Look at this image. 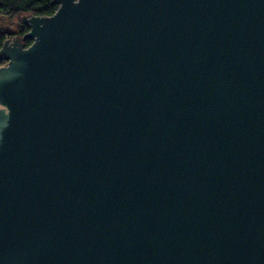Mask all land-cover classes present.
Returning a JSON list of instances; mask_svg holds the SVG:
<instances>
[{
  "label": "water",
  "instance_id": "95a60500",
  "mask_svg": "<svg viewBox=\"0 0 264 264\" xmlns=\"http://www.w3.org/2000/svg\"><path fill=\"white\" fill-rule=\"evenodd\" d=\"M53 3L0 48V264H264V0Z\"/></svg>",
  "mask_w": 264,
  "mask_h": 264
},
{
  "label": "trees",
  "instance_id": "16d2710c",
  "mask_svg": "<svg viewBox=\"0 0 264 264\" xmlns=\"http://www.w3.org/2000/svg\"><path fill=\"white\" fill-rule=\"evenodd\" d=\"M58 9V5L53 0H0V18L2 17H21L22 15L51 16ZM28 31V27L20 21L16 31L7 29L0 31V48L6 38L14 35H23ZM26 46L31 44L30 40L25 41ZM5 62L0 60V67Z\"/></svg>",
  "mask_w": 264,
  "mask_h": 264
},
{
  "label": "rangeland",
  "instance_id": "374dc122",
  "mask_svg": "<svg viewBox=\"0 0 264 264\" xmlns=\"http://www.w3.org/2000/svg\"><path fill=\"white\" fill-rule=\"evenodd\" d=\"M20 21L21 17H2L0 18V31L7 28L9 30L16 31L19 28Z\"/></svg>",
  "mask_w": 264,
  "mask_h": 264
}]
</instances>
